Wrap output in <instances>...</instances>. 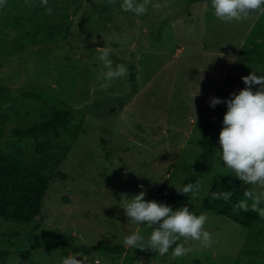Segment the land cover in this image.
<instances>
[{"label": "rangeland", "instance_id": "rangeland-1", "mask_svg": "<svg viewBox=\"0 0 264 264\" xmlns=\"http://www.w3.org/2000/svg\"><path fill=\"white\" fill-rule=\"evenodd\" d=\"M170 2L142 16L122 11V0H48L52 15L40 0H7L0 10V85L6 88L0 111H12L0 123V150L25 161L43 153L50 163L60 160L52 167L58 175L40 228L0 218V264H61L70 253H83L92 264H264V219L248 228L203 208L204 191L219 178L248 187L225 169L219 151L198 180L200 196H191L197 215L209 217L212 247L189 242L194 251L177 259L171 250L161 257L134 248L118 255L93 249L103 238L116 245L137 230L150 235L146 222H129L120 207L124 194L130 199L143 190L145 200L174 211L182 207L177 188L193 172L204 120L212 123L222 150L227 104L213 108L211 99L227 101L245 88L242 77L264 75V15L224 23L211 0ZM113 33L127 36V43L115 41ZM105 46L113 49V66L123 63L128 73L102 88L106 69L96 49ZM258 88L253 85V92ZM54 105L74 113L59 139L36 145L11 136L14 127L42 119ZM5 249L10 253L2 263Z\"/></svg>", "mask_w": 264, "mask_h": 264}, {"label": "clouds", "instance_id": "clouds-1", "mask_svg": "<svg viewBox=\"0 0 264 264\" xmlns=\"http://www.w3.org/2000/svg\"><path fill=\"white\" fill-rule=\"evenodd\" d=\"M26 3L29 0H25ZM45 6V12L52 15L54 9L47 7L48 0H40ZM114 0H109L113 3ZM7 6V0H0V9ZM214 16L224 23L239 22L249 18L253 12L264 15V0H211ZM149 7L154 11L171 7L170 0H122L120 9L124 12L134 13L142 16L147 13ZM112 38L121 44H126L127 36L113 33ZM100 52L99 59L103 62L106 71L102 79V88H107L111 82L125 77L128 73L127 66L123 63L113 66L110 55L113 51L110 47L97 48ZM245 88L239 94L233 93L227 101L220 98H212L211 107L226 103L227 112L223 118V127L219 135V144L222 150H218L225 169L234 173L236 178L247 185L243 195L245 199L237 204L239 209L256 212L261 219H264V75H257L253 71L248 76L242 77ZM259 85L258 90L253 92L252 86ZM202 184L197 181L195 184L188 183L177 191L181 194H191L193 198L201 194ZM143 189V185H140ZM207 197L209 192L204 191ZM233 193L212 192L213 199L228 201ZM146 192L141 190L138 195L130 199L127 194L122 196L121 208L129 222L141 225L146 222L151 229L150 235L145 237L139 230L126 235L123 245L126 248L140 249L141 251H154L163 257L169 254L173 259L182 258L194 251V245L189 242H198L202 248H210L214 240V233L206 230L208 215H199L190 211L188 206H182L175 211L170 205L158 203L155 200H145ZM251 201V203H249ZM183 238L184 242L180 240ZM175 245V247H173ZM82 257V259H77ZM61 264H92L90 257L83 253H70L62 258ZM95 264H101L100 259H95Z\"/></svg>", "mask_w": 264, "mask_h": 264}, {"label": "trees", "instance_id": "trees-1", "mask_svg": "<svg viewBox=\"0 0 264 264\" xmlns=\"http://www.w3.org/2000/svg\"><path fill=\"white\" fill-rule=\"evenodd\" d=\"M5 90L6 88L0 85V91L4 92ZM11 114V110L0 111V123H6ZM73 115L71 107L54 105L50 114L43 116L42 119L32 122L27 127H14L11 136L31 138L36 145H39L43 139H59L72 121ZM76 136L74 134L70 142L64 145L61 153L63 157L69 152ZM102 141L104 144L107 143L105 138ZM198 143L200 150L194 163L193 172L183 180L181 187L188 183L195 184L215 161L218 142L211 122L203 121L202 135ZM49 161L48 155L45 153L35 160L25 161L14 153L0 150V218L21 224H30L33 229L40 228L47 194L52 181L58 175L52 171V167L60 162V160L54 163ZM245 190L241 184L229 176L219 178L211 186L209 195L204 198L203 208L215 211L244 227L251 228L263 219L250 209L244 211L237 207L239 201L245 199L243 195ZM225 191L233 193L228 201L211 197L212 192ZM178 197L181 206H188L190 211L197 214L191 194L179 193ZM260 206L264 207V203ZM99 248H104L115 255L126 250L122 243L111 245L105 238L93 245V249ZM2 253L1 261L4 263L5 257L10 251L5 249Z\"/></svg>", "mask_w": 264, "mask_h": 264}, {"label": "water", "instance_id": "water-1", "mask_svg": "<svg viewBox=\"0 0 264 264\" xmlns=\"http://www.w3.org/2000/svg\"><path fill=\"white\" fill-rule=\"evenodd\" d=\"M77 259H82V257H77Z\"/></svg>", "mask_w": 264, "mask_h": 264}]
</instances>
